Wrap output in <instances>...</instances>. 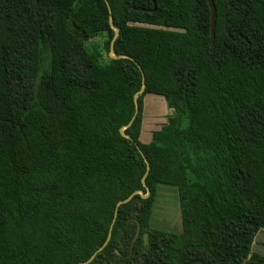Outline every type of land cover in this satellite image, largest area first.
Listing matches in <instances>:
<instances>
[{"label": "trees", "instance_id": "trees-1", "mask_svg": "<svg viewBox=\"0 0 264 264\" xmlns=\"http://www.w3.org/2000/svg\"><path fill=\"white\" fill-rule=\"evenodd\" d=\"M213 1L214 34L208 0H0V264L264 261V0Z\"/></svg>", "mask_w": 264, "mask_h": 264}, {"label": "crops", "instance_id": "crops-1", "mask_svg": "<svg viewBox=\"0 0 264 264\" xmlns=\"http://www.w3.org/2000/svg\"><path fill=\"white\" fill-rule=\"evenodd\" d=\"M153 103L158 104L160 112L155 114H152V112L151 114L148 113L149 111L154 110V108H152ZM146 114H148L149 116L147 117ZM174 114L175 111L168 105L166 99L163 96L147 95L145 97L144 109V133L147 132L148 135L146 134L145 141L150 140V133L153 129L161 126L164 123H167L169 117ZM252 252L264 256V230H260L255 236L254 242L252 244ZM243 264H264V261H259L248 257L246 260H244Z\"/></svg>", "mask_w": 264, "mask_h": 264}, {"label": "rangeland", "instance_id": "rangeland-1", "mask_svg": "<svg viewBox=\"0 0 264 264\" xmlns=\"http://www.w3.org/2000/svg\"><path fill=\"white\" fill-rule=\"evenodd\" d=\"M152 108L154 110L148 113L151 114L152 112V114H155L160 112L158 104L153 103ZM146 116L148 117L149 115L146 114ZM146 134L148 135L147 132L143 134L144 141L146 140ZM153 220L161 221V225L164 228L170 229L172 226L181 227V216L175 188L171 186H162L160 188L154 205ZM163 221H166L167 225H164L165 222Z\"/></svg>", "mask_w": 264, "mask_h": 264}, {"label": "water", "instance_id": "water-1", "mask_svg": "<svg viewBox=\"0 0 264 264\" xmlns=\"http://www.w3.org/2000/svg\"><path fill=\"white\" fill-rule=\"evenodd\" d=\"M208 1H209L210 8H211V24H210V25H211V31H212V34H214V27H215V20H216V7H215V5H214V1H213V0H208ZM106 2H107V4H108L109 9H110V12H111V8H110V5H109L108 0H106ZM111 25H112V27H113L114 30H115V35H114V38H113L112 43H111V51H110V55H111V57H113V58L127 57V56H125V55H117V54L114 53V43H115V40H116V38H117V36H118V34H119V28L113 24L112 20H111ZM145 89H146V83H145V78L143 77L142 87H141V89L135 94V103H136V111H135V114L133 115V117H132L130 123H129L128 125L124 126L123 128H121V132H122L124 135H126L127 137H129V135H127V134L125 133V129H126L129 125H131L132 122H133V120L135 119V117H136V115H137V112H138V95H139L140 93L144 92ZM172 109H173V108H172ZM173 110L176 112L175 109H173ZM140 151H141V150H140ZM141 153H142V151H141ZM142 154H143V153H142ZM148 169H149V165H148ZM144 183H145V182H144ZM137 192L140 193L142 196H147V195H148V193L145 194V193H144L143 191H141V190H139V191H135V192L132 193L130 196H128L126 199L121 200V201L118 202V204H117V209H116V213H117L118 207H119L122 203H126V202H128L129 200H131L132 197H133ZM139 232H140V226H138L137 232H136V234H135V236H134V238H133V240H132V243H131V247H130V251H129V253H128V256H130V255L132 254V252H133V245H134V243H135V241H136V239H137V237H138V235H139ZM110 238H111V232L109 233L108 238H107V240L105 241V243H104V244H103V245H102V246H101V247H100V248H99V249L93 254V256H92L87 262L91 261V260L96 256V254H97L98 252H100V251H101V250L107 245V243L109 242ZM116 252H117L118 254H120L121 256H123L118 250H116Z\"/></svg>", "mask_w": 264, "mask_h": 264}, {"label": "flooded vegetation", "instance_id": "flooded-vegetation-1", "mask_svg": "<svg viewBox=\"0 0 264 264\" xmlns=\"http://www.w3.org/2000/svg\"><path fill=\"white\" fill-rule=\"evenodd\" d=\"M256 260V259H255Z\"/></svg>", "mask_w": 264, "mask_h": 264}]
</instances>
